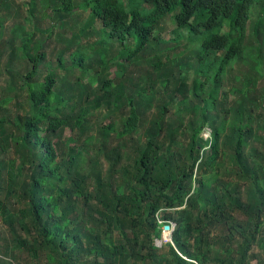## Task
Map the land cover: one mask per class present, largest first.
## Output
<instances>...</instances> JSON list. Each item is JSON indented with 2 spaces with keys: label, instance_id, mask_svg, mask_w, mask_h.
<instances>
[{
  "label": "trees",
  "instance_id": "trees-1",
  "mask_svg": "<svg viewBox=\"0 0 264 264\" xmlns=\"http://www.w3.org/2000/svg\"><path fill=\"white\" fill-rule=\"evenodd\" d=\"M47 6L0 55V264H264V0Z\"/></svg>",
  "mask_w": 264,
  "mask_h": 264
},
{
  "label": "rangeland",
  "instance_id": "rangeland-1",
  "mask_svg": "<svg viewBox=\"0 0 264 264\" xmlns=\"http://www.w3.org/2000/svg\"><path fill=\"white\" fill-rule=\"evenodd\" d=\"M16 3L13 5V13H11V17L5 22V26L7 28V30L5 31V33L0 35V55H4L5 54V42L9 39V35H10V30L12 28H19L22 29L26 28L29 29L32 25H35L37 28H39V30L45 31L46 27H47V23L50 20V16H51V8L48 7V3L52 0H15ZM35 1V2H34ZM75 2H78V0H75ZM31 5H33L31 7ZM31 9L34 10V17H33V21L32 24L28 23L25 21V18H27L29 16V14L31 13ZM257 12L253 11L251 13V19L254 20L257 18L256 15ZM72 16H75L76 19H79L78 21H82L84 20L85 17V13H76ZM18 17H22L21 20L17 19ZM67 23V25L64 26V30L63 32H68L69 28L68 27V21H64ZM70 25V23H69ZM62 30H59V32L57 33H61ZM177 35L176 31H175V27L171 24L168 25V27L166 28V30L163 33L164 38H166L167 40L174 38ZM185 35V32H184ZM185 41V37H183L181 39V41H179V43H183ZM56 38L54 36V38L50 41L47 42V46L49 49V52H52L55 48H56ZM179 49H177L176 51H178ZM1 64H5L6 60L5 58H2L0 60ZM4 67V65H3ZM16 70L18 71H23L26 68V65L23 62H17L16 66H15ZM238 69V66L236 65L234 68V72ZM6 76H3V78L0 81V88H4L5 86H7L9 78L8 75L5 74ZM225 82L226 84L230 85L231 84V80H230V75H228L225 78ZM252 95L254 97H256V99H261L258 98L259 95V90L256 89V91H253ZM153 111V108H151L150 112ZM95 116L94 119L97 118V122H101V124H107V122L109 120L106 119V114L104 111L99 110V112H95ZM71 134L70 130L66 129L64 136L68 137ZM210 134V130L209 128H205V130L202 133V137L203 139H206ZM209 138V137H208ZM227 178V172L225 169V163L223 166L220 167V173L219 174H215L213 175V178ZM158 225L160 226L159 222ZM161 230V227H160ZM0 231L6 236L5 238H10L9 233L6 231L5 227L2 225V223L0 224ZM165 240L164 236H161V238L158 240L161 243H163V241ZM2 245H4V240L2 241ZM14 254L15 256L17 255L18 260L20 257V264H25L26 262H30L28 254L21 248L19 249H14ZM0 255L3 256L4 254L2 252H0ZM6 257L3 259L5 260ZM17 262H13L12 264H19Z\"/></svg>",
  "mask_w": 264,
  "mask_h": 264
},
{
  "label": "clouds",
  "instance_id": "clouds-1",
  "mask_svg": "<svg viewBox=\"0 0 264 264\" xmlns=\"http://www.w3.org/2000/svg\"><path fill=\"white\" fill-rule=\"evenodd\" d=\"M210 135V134H209ZM209 137V136H208ZM207 137V138H208ZM159 222V224H160V227H161V230H160V236H159V238H154V239H152V245L154 246V248L155 249H161L162 247H163V245H166L167 243H169V244H171L172 246H173V248H174V245H173V242H172V233H173V231H172V233H171V238H170V241H167V242H165V241H163V243H161L160 244V247H155V245H154V240H159L160 238H161V236H162V233L163 232H165V231H168L169 230V224L170 223H174V222H168V223H163L162 221H158ZM175 224V223H174ZM165 226H167L168 227V229L167 230H164V227ZM176 227V226H175ZM175 229V228H174ZM176 253L180 256V254L176 251Z\"/></svg>",
  "mask_w": 264,
  "mask_h": 264
},
{
  "label": "built area",
  "instance_id": "built-area-1",
  "mask_svg": "<svg viewBox=\"0 0 264 264\" xmlns=\"http://www.w3.org/2000/svg\"><path fill=\"white\" fill-rule=\"evenodd\" d=\"M174 228H175V224L170 223L169 224V230L162 233V236H164V238H165V240H164L165 242L170 241L171 233L174 230ZM154 245H155V247H160V242L158 240H154Z\"/></svg>",
  "mask_w": 264,
  "mask_h": 264
},
{
  "label": "water",
  "instance_id": "water-1",
  "mask_svg": "<svg viewBox=\"0 0 264 264\" xmlns=\"http://www.w3.org/2000/svg\"><path fill=\"white\" fill-rule=\"evenodd\" d=\"M167 229H168V227H167V226H165V227H164V230H167Z\"/></svg>",
  "mask_w": 264,
  "mask_h": 264
}]
</instances>
